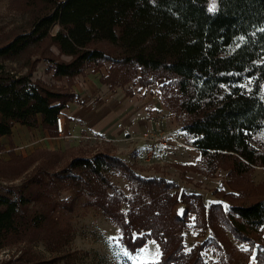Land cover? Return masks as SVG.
Listing matches in <instances>:
<instances>
[{
  "label": "rangeland",
  "instance_id": "obj_1",
  "mask_svg": "<svg viewBox=\"0 0 264 264\" xmlns=\"http://www.w3.org/2000/svg\"><path fill=\"white\" fill-rule=\"evenodd\" d=\"M44 10L41 2L0 0V48L28 33ZM59 28L54 23L50 34ZM70 59L49 38L19 55L0 57L5 71L15 78L26 77L42 89L66 94L65 101L74 95L62 114L69 129L81 131L59 137L54 127L42 126L20 135L17 144L12 135L6 142L0 137V195L18 198L19 190L32 194L22 213L42 220L5 238L0 234V264H156L163 259L161 244L143 229L151 221H157L155 228L161 222L170 228L171 249L179 243L186 252L201 247L205 264H264V255L261 262L256 256L258 247L236 239L220 221L217 206L213 231L201 225L204 219L197 221L195 213L186 210L181 198L183 193L199 195L207 210L217 203L224 210L248 204L264 197V166L238 174L230 171L226 159L216 163L215 170L205 171L211 168L208 161L192 148L183 129L189 116L180 107L174 75L112 60L85 63L72 77L56 75L54 62ZM163 132L172 138H143L144 133L154 139ZM86 134L103 140L82 138ZM13 147L15 151H10ZM99 154L122 164L110 160L112 166H106L102 177L89 169H69L74 158ZM137 177L172 183L166 186L172 200L153 198L145 188L150 183ZM48 182L55 186L44 187ZM151 184L155 192L159 181ZM174 196H179L178 203ZM173 212L183 220L178 222ZM157 213L159 218L154 217ZM136 222L140 231L132 230ZM259 249L264 252V246Z\"/></svg>",
  "mask_w": 264,
  "mask_h": 264
},
{
  "label": "trees",
  "instance_id": "obj_2",
  "mask_svg": "<svg viewBox=\"0 0 264 264\" xmlns=\"http://www.w3.org/2000/svg\"><path fill=\"white\" fill-rule=\"evenodd\" d=\"M30 1L41 2L45 10L37 14L28 33L0 48V57L19 55L31 44L49 38L60 53L71 57L69 61L54 62L58 76L78 75L85 63L98 60L172 74L177 78L180 107L189 116L183 129L208 161L211 168L205 171L215 170L216 163L226 159L231 162L230 171L238 174L264 166V32L259 31L264 28V0H213L215 11H210L211 0ZM54 23L60 28L50 34ZM111 51L116 55H111ZM65 95L42 89L26 77L15 78L0 63V137L11 136L16 123L36 127L41 118L43 127L55 125L57 115L67 107L66 102L74 98L73 95L72 100L65 101ZM110 160L122 164L118 158L99 154L92 158L76 157L69 169H89L102 177L106 166H112ZM137 179L150 183L145 188L153 198L160 195L159 199L172 200L166 192V186L172 183ZM156 181L159 184L154 192L151 182ZM51 184L55 186L48 182L44 187ZM18 192V198L0 195L3 238L23 227L32 228L30 222H42L22 213L32 194ZM178 198L174 196V202L178 203ZM181 198L186 210L193 211L197 221L204 219L201 225L213 231L212 215L217 211L213 208L217 206L220 221L236 239L251 248L258 247L256 256L261 262L264 197L248 204H232L229 210L218 203L207 210L199 195L183 193ZM157 215L154 217L159 218L160 213ZM172 216L178 222L183 220L177 212ZM155 223L151 221L143 229H149L161 244L163 259L156 264H205L201 247L186 252L183 243H179L171 249L167 241L170 228L162 222L161 227L155 228ZM133 229L140 231V222L132 225ZM124 232L126 236L130 234L128 228Z\"/></svg>",
  "mask_w": 264,
  "mask_h": 264
},
{
  "label": "built area",
  "instance_id": "obj_3",
  "mask_svg": "<svg viewBox=\"0 0 264 264\" xmlns=\"http://www.w3.org/2000/svg\"><path fill=\"white\" fill-rule=\"evenodd\" d=\"M55 125H56L57 135L62 136L65 133V131H64V129H65L64 117L62 115H60V114L57 115ZM172 136L173 135L171 133L163 132V133L159 134L158 136L154 137V139H152L151 137H149V135L147 133L143 134V138L144 139H150V140H154V141H166L170 137L172 138ZM82 138H84V139L94 138V139H98V140H103V137H101V136H92L90 134L82 135ZM132 138H134V137L131 136V139ZM173 138L176 141L175 137H173ZM104 140L108 141V140H111V139H104ZM15 147H13V148H11L9 150L15 151V149H16Z\"/></svg>",
  "mask_w": 264,
  "mask_h": 264
},
{
  "label": "crops",
  "instance_id": "obj_4",
  "mask_svg": "<svg viewBox=\"0 0 264 264\" xmlns=\"http://www.w3.org/2000/svg\"><path fill=\"white\" fill-rule=\"evenodd\" d=\"M63 112V111H62ZM60 115H62L63 117H64V115L62 114V113H60ZM40 119V118H39ZM42 123H41V121L39 120V124H38V126H36V127H27L26 125H21L20 123H16L15 124V126L13 127V129H12V137H13V140H14V142H15V144H17V141H20V135H23V137H25V133L27 132H30V129L32 130V131H35V128H38V127H42L43 125H41ZM64 125H65V129H64V131H65V133H67V134H78L77 132H81V131H76V132H74V130H71V129H69L70 127H67V125H66V121H65V118H64ZM69 126V125H68ZM51 127H54V130H55V132H56V134L55 135H57V131H56V125H52ZM43 128V127H42ZM46 128H49V127H46ZM78 135H80V134H78ZM63 136V135H62ZM62 136H59V137H62ZM7 139H8V136H6V135H4V136H2L1 137V140L3 141V142H6L7 141ZM192 148H195L196 149V147H192ZM185 149H187V148H185ZM199 150V149H198ZM200 151V150H199ZM189 153V152H188Z\"/></svg>",
  "mask_w": 264,
  "mask_h": 264
},
{
  "label": "snow or ice",
  "instance_id": "obj_5",
  "mask_svg": "<svg viewBox=\"0 0 264 264\" xmlns=\"http://www.w3.org/2000/svg\"><path fill=\"white\" fill-rule=\"evenodd\" d=\"M215 10H216V9H215V5H214L213 8L210 9V11H215ZM259 31L264 32V28L259 29Z\"/></svg>",
  "mask_w": 264,
  "mask_h": 264
},
{
  "label": "water",
  "instance_id": "obj_6",
  "mask_svg": "<svg viewBox=\"0 0 264 264\" xmlns=\"http://www.w3.org/2000/svg\"><path fill=\"white\" fill-rule=\"evenodd\" d=\"M63 1H65V0H63Z\"/></svg>",
  "mask_w": 264,
  "mask_h": 264
}]
</instances>
